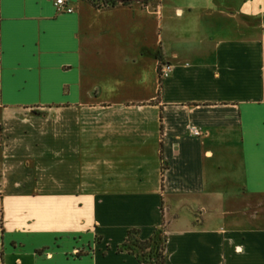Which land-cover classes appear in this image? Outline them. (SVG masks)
I'll return each mask as SVG.
<instances>
[{
  "label": "crops",
  "instance_id": "0c3cea01",
  "mask_svg": "<svg viewBox=\"0 0 264 264\" xmlns=\"http://www.w3.org/2000/svg\"><path fill=\"white\" fill-rule=\"evenodd\" d=\"M56 1L0 0V264L161 228L164 264H264V0Z\"/></svg>",
  "mask_w": 264,
  "mask_h": 264
},
{
  "label": "trees",
  "instance_id": "16d2710c",
  "mask_svg": "<svg viewBox=\"0 0 264 264\" xmlns=\"http://www.w3.org/2000/svg\"><path fill=\"white\" fill-rule=\"evenodd\" d=\"M90 5L95 10H111L116 7L132 8L135 5L145 9L154 4L157 0H81ZM159 77L162 58L159 55ZM161 80V77H160ZM166 246V236L164 228L156 231L154 235L142 241L139 238V232L136 230L130 231L126 241L118 248V252H127L135 255L136 258L143 264H164V252Z\"/></svg>",
  "mask_w": 264,
  "mask_h": 264
},
{
  "label": "built area",
  "instance_id": "2783aa9c",
  "mask_svg": "<svg viewBox=\"0 0 264 264\" xmlns=\"http://www.w3.org/2000/svg\"><path fill=\"white\" fill-rule=\"evenodd\" d=\"M55 6H56L57 10L60 11V12H64V11L71 12L72 11L71 9H68L66 7L65 1H63V0H57L56 3H55ZM170 73H171V67L169 65H163L162 64L161 68H160V77H161V79L169 77ZM192 133L195 136H199L200 135V131L198 129H192ZM79 254H80L79 252H76L75 256H78Z\"/></svg>",
  "mask_w": 264,
  "mask_h": 264
}]
</instances>
